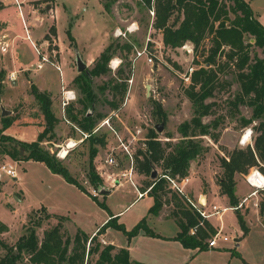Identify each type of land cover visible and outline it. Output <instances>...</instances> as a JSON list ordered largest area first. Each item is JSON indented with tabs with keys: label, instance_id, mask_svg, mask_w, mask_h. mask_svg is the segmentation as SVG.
<instances>
[{
	"label": "rangeland",
	"instance_id": "374dc122",
	"mask_svg": "<svg viewBox=\"0 0 264 264\" xmlns=\"http://www.w3.org/2000/svg\"><path fill=\"white\" fill-rule=\"evenodd\" d=\"M141 1L118 0L111 6L110 11L104 8V4L109 0H99V2L98 0H64L66 10L60 2L56 21L59 44L56 42L55 34H49L46 38L48 42L45 45L46 50H42L43 52L40 50L54 65L44 63L41 70L36 67L37 56L29 42L25 45L30 46L24 47L20 57L17 58V63L12 60L11 51L4 57L3 50L0 49V56L4 59L3 63L0 62V72H4L0 97L2 103L9 102L3 108L0 104V140L11 137L19 142L32 144L43 134L44 139L39 142L40 146L55 156L68 169L73 179L89 193L93 196L97 193L98 201L104 202L108 207V209L101 208L92 197H87L80 191H64L58 179L44 164L15 161L3 152L1 146L4 144L0 142V167L13 166L17 173L16 179L2 173L0 180V222L8 228L7 232L0 233V258L7 253L3 245L14 248L18 240L27 234L29 227L33 228L42 240L44 232L61 221L60 216L66 218L62 223V232L74 238L78 231L88 235L98 226H104L106 223L103 221L112 212H123L114 218H118L117 222L124 225L128 231L147 215L151 199L147 197L135 202L137 198L135 189L131 183H125L129 180L123 178L121 174L129 171L134 157L139 150L144 149V142L150 130H155L163 142L169 140L167 139L169 135L174 137L173 143L181 139L179 126L190 121L194 116L193 105L186 96L185 90L190 85V77L196 67L194 60L202 61L205 58V50L209 48L210 42L204 41L202 49L195 54L189 43L177 49L166 48L163 44L162 31L155 28V7H151L155 12L152 16L150 9L140 4ZM245 1L250 4L256 18L264 26V0ZM50 2L54 0H42L36 5L43 4V11H46L47 6H54ZM15 14L16 10L12 8L0 11V26H3V22H9L7 25L9 32L21 33L22 23L14 18ZM176 16L177 14L174 17ZM133 24L136 31L129 32L128 29ZM42 27L40 33L44 31ZM120 31L122 35L118 36ZM69 34L74 40H70ZM110 44L115 46V50L107 66L109 71L90 79L95 99L85 103V95L80 84H76L74 80L84 72L90 73L101 53ZM144 50L153 59L152 63L147 61L146 56L137 58V53ZM78 54L88 66L83 73L78 72ZM254 55L263 57L261 50L258 49L252 50L251 57L253 58ZM33 64L35 66L32 67ZM118 64L119 67L114 69L113 66L117 67ZM26 66L31 71L29 74L33 79L23 72H18L15 83H11L9 75L1 70L4 68L11 71ZM80 78L82 85L83 81L86 83L85 74ZM219 80L222 86L218 87L214 97L207 101L215 103L214 116L204 118V122L209 123L219 116L223 118L224 121L218 129L220 138L218 142L209 137L203 138V144L209 148V152L203 159L199 158L192 162L191 168L196 172L197 178L190 180L185 186L184 191L187 195H190V191L209 192L211 185L218 184L222 175L220 159L236 147L252 144L254 136L252 126L242 127L240 123L242 117L251 118L252 109L248 106H240L237 112L230 105V102L241 92L240 82L233 68L228 69L224 74L221 73ZM110 82L126 84V92L114 95L108 85ZM32 84H35L41 92L48 93L52 103V94L49 92L57 94L58 102L61 104L64 96L63 87L74 91L75 99L68 105L69 107L67 106L68 109H72L73 115L79 120L90 116L94 121V127L88 132L84 131L67 116V110H64L61 120L56 117L58 124L54 133L45 134L46 120L38 102L31 94ZM155 103L161 104L166 113L165 123L156 114ZM4 110L10 113L4 116ZM4 118L12 120L11 127L5 131L2 129ZM158 126L164 127L162 132L157 130ZM245 136L248 137V141L242 144ZM71 142H76L77 145L68 150L65 158H61L67 144ZM110 158L114 159L113 165L107 163ZM91 167L96 169L103 180L102 185L96 187L90 182ZM253 169L255 168H252L247 175L236 177L237 195L240 201L244 197L248 199V208L240 209L239 206L238 211L246 220L249 233L244 235L237 221H234L233 215H237L236 211L224 216L214 214L208 219L201 216L217 231L207 241L209 247L211 240L218 233L221 234L217 244L211 247L213 249L198 254L193 253L191 264H264V214L260 213L264 191L252 195L254 190L246 182V177ZM133 180L139 188L147 179L135 170ZM118 181L123 182L124 185L113 189L111 185L114 183L117 185ZM109 190H112L111 195L103 193ZM195 203H199L198 199H195ZM49 205L58 209L54 213L47 208L45 211L41 210L42 207ZM217 205L221 206L220 203ZM212 207L213 205L205 209L206 213L213 214ZM170 211L171 209L165 208L163 213L168 215ZM220 216L222 219L218 223L216 219ZM223 222L225 226L222 231ZM38 223L39 226L36 225ZM146 223L152 230L161 231L165 235H174L177 232L176 223L172 221L150 218ZM202 225L200 223L199 226ZM109 230L111 228L106 230L107 239L112 243L120 245L128 241L122 232L113 229L109 233ZM237 238H240L241 243L235 242ZM98 240L104 244L99 237ZM237 245L239 247H236ZM235 251L239 256L233 255Z\"/></svg>",
	"mask_w": 264,
	"mask_h": 264
},
{
	"label": "trees",
	"instance_id": "16d2710c",
	"mask_svg": "<svg viewBox=\"0 0 264 264\" xmlns=\"http://www.w3.org/2000/svg\"><path fill=\"white\" fill-rule=\"evenodd\" d=\"M117 1L109 0L104 4L106 11H110L111 6ZM140 4L146 9L155 7V28L162 31L163 44L166 48L177 49L189 43L195 54L202 49L204 41L210 42L209 48L205 50V58L202 61L194 60L196 67L191 74L190 85L185 90L193 105L194 116L179 126L181 139L173 143L174 137L169 135L167 137L169 140L163 142L155 130H150L144 142V149L139 150L134 157L135 170L147 179L141 189L143 192L148 191L147 194L154 201L149 214L158 216L163 209H171L168 217L179 227L174 240L179 241L186 249L208 251L210 247L207 241L217 233L216 229L192 206L191 198H185L173 190L165 176L179 180L189 177L192 162L199 158L203 159L209 152V148L203 144V138L209 137L215 142L219 141L218 129L224 119L219 116L209 123L204 122V118L214 116L215 103L207 101L213 98L218 87L222 86L220 74L233 68L240 82L241 92L230 105L237 112L240 106L252 109L251 118L242 117L240 123L242 127L252 126L254 136L252 144L236 147L220 159L222 175L218 185L220 195L226 196L230 207L235 209L238 224L244 235L249 233L246 220L238 211L240 199L237 195L236 177L247 175L252 168H258L264 174V26L245 0H142ZM69 38L74 40L70 34ZM114 47L110 44L101 53L93 70L90 73L84 72L86 83L83 81V85L81 84L80 77L84 74L74 80L76 84H80L85 95V103L95 99L90 79L109 71L107 66L113 57ZM127 48L130 49L128 46ZM253 49L261 50L263 57L254 55L252 58ZM2 75L4 72H0V96ZM108 85L114 95L125 93L127 90L126 84L110 82ZM31 94L45 117L47 125L45 134H53L58 119L52 111L51 96L41 92L35 84L31 85ZM155 106L156 114L165 123L167 115L161 104L155 103ZM68 107L67 116L84 131L88 132L94 127V121L90 116L79 120ZM2 122L4 131L12 125V120L8 118H4ZM43 139L44 136L41 134L38 141L32 144L22 143L11 137H4L0 142L4 144L1 146L3 152L15 161L44 164L52 173L60 175L69 184L75 185L92 197L101 208L108 209L104 202H99L98 197L93 196L74 180L68 169L55 156L40 146L39 142ZM154 171L158 172L155 179L152 178ZM89 175V180L94 186L103 184L94 167L90 168ZM41 210L45 211L46 208L42 207ZM260 213L264 214V198L260 203ZM110 216L111 219L93 237L81 231H78L74 238L66 236L62 232V223L66 220L63 216H60L61 221L56 226L44 232L42 240L35 230L29 227L27 234L18 240L14 248L3 245L7 253L0 258V264H136L131 261L128 249L102 244L98 240V235L111 228L122 232L128 241L141 232L149 237L162 238L147 226L146 218L128 231L124 225L117 222L118 218ZM200 223L203 225L199 226ZM36 225L39 226L40 223ZM191 229H196V233L191 234ZM7 231L8 228L0 222V233ZM233 255L239 256L236 251Z\"/></svg>",
	"mask_w": 264,
	"mask_h": 264
},
{
	"label": "crops",
	"instance_id": "0c3cea01",
	"mask_svg": "<svg viewBox=\"0 0 264 264\" xmlns=\"http://www.w3.org/2000/svg\"><path fill=\"white\" fill-rule=\"evenodd\" d=\"M40 1H42V0H0V11H3L5 9H9V8L15 9L16 14H15L14 18H17L22 23V28H21L22 32L21 33H13L11 31L9 32L8 26H7L9 22L8 23L3 22V26H0V49L1 50H2V48L6 49V51L2 52V53H4L3 54L4 57H5V54H7L9 51H11L12 60L14 59L13 61L15 63H17V61H18L17 58L20 57V54L24 50V47H26V46L29 47L31 45V47L34 49L35 54L37 56L36 61H35L36 67H37L40 56L37 54V52L34 48V45L41 51L46 50L45 45H46V43H48L46 38H48L49 34H51V35L55 34L54 36H55L56 42L59 44L58 32H57V22L56 21H57V14H58L59 7H60L59 3L61 2V4H62L61 6L66 10L65 2H64V0H54V2H50V3H53L54 6H52V7L47 6L46 11H43V8H42L43 4L38 5V6L36 5V3L40 2ZM98 2H99V0H98ZM46 5H48V4H46ZM41 27L44 30L43 33L39 32ZM53 30H55L56 33L52 34ZM26 42H29L30 45H25ZM22 47H23V49H22ZM60 50H61V48H60ZM0 58H1V56H0ZM3 60L4 59L1 58L0 62L3 63ZM33 66H35V64H33L32 67ZM21 69H22V71H21ZM28 69L29 68L26 66L25 68L24 67H19V68L17 67L16 69L11 70V71H9V70L7 71L4 68L1 70L5 71L6 75H9V77H10V74L12 72H15L14 74H15L16 78H17L18 72L19 73L23 72L24 74H27L29 78L33 79L31 77V75L29 74V73H31V71ZM63 89H65V87H63ZM43 91H46V90H43ZM49 93L52 94V98H53V104H52L53 112L56 115V117L59 120H61L63 117L62 116L63 112H64V110L66 111V108H63L62 103L60 104L58 102L59 96L57 94L52 93V92H49ZM62 102H63V99H62ZM0 104H1V108H3L4 105L9 104V102L4 101L2 103V99L0 97ZM55 107H56V109H55ZM61 123H63V122H61ZM52 175H54V177L56 179H58L59 184L64 191H66V192L80 191L84 194V192L81 191L78 187H76L75 185L69 184L60 175H57L54 173H52ZM189 178H190V180H194L197 178L196 172H194L193 168H191ZM128 182L129 181H126L125 183H128ZM119 183H120V185H117L115 187H114L115 183L111 186L114 189V188H118L120 186L122 187L124 185V183L121 181H119ZM131 185L135 189V192H136L137 198H136L135 202L141 201L147 197L149 199H151V201H152L151 204L148 206L147 215L144 217V218H146V220L150 219V218H155V219H159L162 221L175 222L173 219L169 218L168 215L163 213L164 209L160 213V215H158V216L149 214V210L154 204L153 198L149 197L148 194H145L142 198H139L138 197V191H140L141 193H145L141 189L143 187V185L140 186L139 188L137 187V185H136V187L133 186V184H131ZM237 187H238V185H237ZM190 192H189L190 195H188L189 198H191L193 201H195V199L200 200L201 202H203V204L206 205V209L208 207H210L211 205L217 206L219 208V210H221V211L225 209L226 211L223 212L222 216L226 215L229 212L235 211V209L233 210V208L230 207L229 202L227 203L228 198L226 196L220 195V189H219V185L217 183L215 185H211L209 192L204 193L201 190H199L198 192H193V191H190ZM111 194H112V190H109V193H106V195H111ZM84 195L88 197V195L86 193ZM244 198L246 199V197H244ZM244 198L243 199L241 198L240 205H239L240 209H242L244 207L248 208V206H247L248 199L245 200ZM218 203H220L221 206L220 205L218 206L217 205ZM61 205H63V204H61ZM45 208H47L49 211H51L53 213H54V211H56L58 209V207H57V209H55V206L52 207L51 205H49L48 207H45ZM60 212H62V211H60ZM121 214H123L122 211L116 212V213H113V212L110 213V215H113V216H117V215H121ZM231 214H234V213H231ZM110 215H109V217H107L103 221L104 223H107L111 219ZM144 218H142V219H144ZM233 218H234V221H237V223H238L237 217L235 215H233ZM216 220L219 223V219H216ZM221 225H222L221 230L223 231L224 226H225L224 222L221 223ZM221 225H219V226H221ZM176 226H177V232L174 235H165L161 231H158V232L155 231L162 238H153V237H149V236L145 235L144 232H141L137 237H134L133 239H131L130 241H127L126 243L123 242L120 245L114 244L109 239H107V231H105V233H103L102 235H98V237H99V239L102 240V242L104 244H111L117 248L128 249L130 252L131 261L136 263V264H191V261L194 258V256L192 257V254L193 253L198 254L199 251L198 250H192V249H186L183 247V245L179 241L174 240V238L176 237V235L179 232V227L177 224H176ZM102 227L103 226H98L95 231H93L91 234H88V235L91 237L95 236L98 233V231L100 230V228H102ZM237 229H238V226H237ZM111 231H113V229L109 230V233H111ZM236 240H238L237 244L241 243L240 238H237ZM236 240H235V242H236ZM236 247H239V245H237ZM210 249H213V248H210Z\"/></svg>",
	"mask_w": 264,
	"mask_h": 264
},
{
	"label": "built area",
	"instance_id": "2783aa9c",
	"mask_svg": "<svg viewBox=\"0 0 264 264\" xmlns=\"http://www.w3.org/2000/svg\"><path fill=\"white\" fill-rule=\"evenodd\" d=\"M149 12H150V14L152 16L155 15V12H154L153 9L152 10L150 9ZM134 26H135V24H133L128 29V31L129 32L136 31V29L133 28ZM120 35H122V32H121ZM120 35H118V36H120ZM34 48H35L37 54L40 56V59H39L38 64H37V68L38 69H42L44 63H51L49 57L46 54H43L35 45H34ZM2 50L3 51H6L5 48H2ZM145 56L148 57L147 61L149 63H152L153 62V59L149 57V55L146 53L145 50L144 51H139L137 53V58H142V57H145ZM51 64L54 65L53 63H51ZM113 68L116 69L114 66H113ZM57 69L60 71V68L59 67H57ZM16 80H17V78H16L15 74L14 73L11 74L10 77H9V81L11 83H14ZM63 92H64V96H63L62 106H63V108H66L72 101H74L75 94H74L73 91L66 90V89H63ZM246 143H244V141L242 140V144H246ZM71 144H74V146L72 148H74L77 145L76 142H71V143H68L67 144V147H69ZM61 158H65V157H62V154H61ZM107 163L109 165H113L114 164V159L113 158L108 159L107 160ZM134 172H135V166H134V161H132V165H131V168L129 169V171H127L125 173H122L121 176L123 178H128L129 182L131 184H133V186L136 187V184L134 183V180H133V174H134ZM2 173H5L6 175H8L11 178H15V179L17 178V173H16V170H15V168L13 166L3 165V166L0 167V180L2 178ZM165 177L169 180V182H170L173 190L176 193H178L181 196H184L185 198L190 199L189 196L184 191L185 190V186L190 181V178L189 177L184 178L182 180L170 179L168 176H165ZM115 182H116V180H115ZM246 182L254 190L252 195H255V194H258L261 191H264V174L259 169H257V168L253 169L250 172V174L246 177ZM117 185H120L119 181H118V184ZM117 185H115V186H117ZM147 193H148V191H146L145 193H141L140 191H138V197L139 198H142ZM94 196H97V193H95ZM190 202H191L192 206L195 209H197V211L201 214V216L204 217V218H206V219L212 217L214 214L222 215L223 212L226 211L225 209L221 211V210H219V208L217 206H213L212 209H213L214 213L213 214H211V213L208 214L205 211L206 205L205 204H202L200 200H198V202H199L198 204H196L195 201H192V200H190ZM218 219L221 220L222 219V216H220ZM195 233H196V229L195 230L193 229L191 231V234H195ZM220 234H221V232L218 233L213 240H211V242H210V248L213 247V246H215L217 244L218 238L220 237ZM227 239H226V241H227Z\"/></svg>",
	"mask_w": 264,
	"mask_h": 264
},
{
	"label": "water",
	"instance_id": "95a60500",
	"mask_svg": "<svg viewBox=\"0 0 264 264\" xmlns=\"http://www.w3.org/2000/svg\"><path fill=\"white\" fill-rule=\"evenodd\" d=\"M87 64L82 60V58L80 57V55L78 54V56H77V68H78V72L79 73H82V72H84L86 69H87ZM10 112H7V111H3V115L5 116V115H7V114H9ZM163 126H158L157 127V130L159 131V132H162L163 131ZM157 175H158V172L157 171H154L153 172V175H152V178L153 179H155L156 177H157ZM104 194H106V193H109V191H105V192H103ZM202 204H203V202H201ZM236 243H238V240H236Z\"/></svg>",
	"mask_w": 264,
	"mask_h": 264
},
{
	"label": "bare ground",
	"instance_id": "6f19581e",
	"mask_svg": "<svg viewBox=\"0 0 264 264\" xmlns=\"http://www.w3.org/2000/svg\"><path fill=\"white\" fill-rule=\"evenodd\" d=\"M121 34V32H118V35H120ZM114 63V62H113ZM113 65V64H112ZM115 68H118L119 67V64H118V66L116 67V66H114ZM250 133H251V131H250ZM248 141V137H244V143H246ZM74 146V144H71L69 147H67L64 151H63V153H62V156L63 157H66V155H67V153H68V150H70V149H72V147Z\"/></svg>",
	"mask_w": 264,
	"mask_h": 264
}]
</instances>
